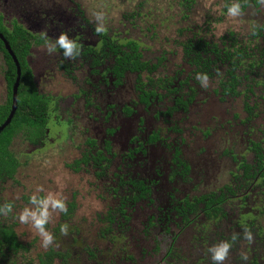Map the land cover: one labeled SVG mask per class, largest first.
Returning <instances> with one entry per match:
<instances>
[{
	"label": "flooded vegetation",
	"instance_id": "1",
	"mask_svg": "<svg viewBox=\"0 0 264 264\" xmlns=\"http://www.w3.org/2000/svg\"><path fill=\"white\" fill-rule=\"evenodd\" d=\"M126 2L0 0V109L10 105L3 123L17 104L8 150L20 167L19 144L32 156L68 150L66 167L78 178L62 199L67 211L46 225L53 243L44 247L31 228L14 248L22 209L13 198L25 207L31 197L15 196L13 177H0V206H12L0 213V264H213L207 250L234 235L223 264H264V64L197 65L186 46L194 25L210 27L206 39L223 55L229 30L239 34L221 28L227 13L198 24L171 10L177 19L162 41L161 13L150 12L148 23L136 6L145 1ZM263 4L245 12L253 35L264 27ZM62 33L79 55L49 51ZM198 74L208 75L206 85ZM20 111L30 126L17 127ZM84 189L95 201L89 215L79 203Z\"/></svg>",
	"mask_w": 264,
	"mask_h": 264
},
{
	"label": "trees",
	"instance_id": "2",
	"mask_svg": "<svg viewBox=\"0 0 264 264\" xmlns=\"http://www.w3.org/2000/svg\"><path fill=\"white\" fill-rule=\"evenodd\" d=\"M130 3L132 0H128ZM139 1V0H136ZM143 1V0H142ZM197 1L198 0H145L147 5H145V2L141 3H136V6L139 8L145 7L148 8L149 12L152 13V16L154 12H152L154 9L159 10L160 13H162L163 21H161V26L165 25L164 27L168 29L170 26V19H174L175 15H170L171 10H183L184 12H189L190 16L193 14L194 16V21L196 22V18L199 19L197 13ZM225 2L221 3L222 8H220V14L221 13H227V6H229L231 3L239 2L241 4V16L245 15V12L247 8L250 5H253L254 7H259L261 4V0H224ZM232 1V2H230ZM183 7V8H181ZM225 8V9H224ZM198 16V17H197ZM205 18L209 21H216L218 18L213 17L210 18V14L207 13L205 15ZM198 24H201L200 22ZM155 25V24H154ZM153 25V26H154ZM195 28H199L198 33H196ZM194 37L189 39V42L187 43V48L190 50H194L195 55L194 58L197 62V65H201L202 61H204V65L207 66V68H217L220 65H226L230 67V70L234 71L235 69L239 68L242 66L243 68H254L255 66H258V68L262 67L264 64V27H260L256 29V33L251 32L250 37H252L250 40L246 39L245 37H240V35L237 34L235 36V31L229 30L228 35L226 38L230 36L232 41H223L224 44V54L222 55L220 53V48L217 49L218 45L216 43H211L209 40L210 38H207V35L212 32L210 30V27H208V33L206 30L202 29L201 27H196L194 25ZM197 35L198 38L196 37ZM253 35V36H252ZM248 38V37H247ZM240 39V40H239ZM208 50L209 52L215 54V58H212V55L208 57H203L201 52ZM264 83V82H262ZM256 86V85H255ZM264 87V86H263ZM255 94V92H254ZM34 109L32 110V113L37 112V106L33 107ZM10 112V105H6L1 107L0 109V124L3 123V121L6 119L7 115ZM16 124L17 127L19 128L23 126L24 124L31 125L34 121L30 120L29 117L25 114H23L21 111L17 113L16 115ZM13 129V121L10 126H8L2 134H0V177L5 178L6 176L13 177V188L19 187V183L16 178V174L19 170V167L21 165L19 159L16 157V155L13 153L11 154L8 150V142L9 140L7 137L10 134V131ZM6 156L8 158H6ZM25 198V197H24ZM27 202H29L28 199H26ZM18 198H13V208L15 210H20V208H24L22 205L18 208ZM25 203V202H24ZM32 205L30 204L29 207ZM74 205H72L73 209ZM72 213V212H71ZM73 217L72 215L70 216L69 219ZM14 225V224H13ZM15 226V225H14ZM13 226V247L18 248L20 247L21 240H24L21 238L20 233H18L20 230ZM64 224L61 223L60 227H63ZM65 226H68V224H65ZM64 226V227H65ZM11 232H8V235H11ZM25 233H22L24 235ZM20 235V236H19Z\"/></svg>",
	"mask_w": 264,
	"mask_h": 264
},
{
	"label": "rangeland",
	"instance_id": "3",
	"mask_svg": "<svg viewBox=\"0 0 264 264\" xmlns=\"http://www.w3.org/2000/svg\"><path fill=\"white\" fill-rule=\"evenodd\" d=\"M118 2H126L127 0H116ZM145 1V0H143ZM148 3V2H147ZM224 0H198L197 1V11L199 10L198 18L196 19V23H201V20L205 18L207 13L210 14V18L213 17H220V8ZM125 5H130L128 2ZM131 6V5H130ZM148 9V8H147ZM147 9H144V20L148 23L152 22L153 20H149L148 18L151 17L150 12H147ZM157 15L160 14L159 10L155 11ZM251 16L254 14L250 13ZM162 17V13L160 14ZM245 17V18H244ZM248 14L246 13L245 16H226L225 20L223 21L221 28L224 30H228V28H234L240 34V37H245L250 35L251 26L250 22L247 21ZM257 18L260 21L264 22V4L263 8L259 9L257 12ZM177 19V16L174 20ZM163 21V17L161 18ZM214 22V21H213ZM175 23V22H174ZM147 25V23H145ZM171 24V22H170ZM162 25L160 27V31L162 33V41L165 38L171 36V32L174 26H170L168 29ZM227 27V28H226ZM218 25L216 26V29ZM222 32V31H221ZM259 92V91H258ZM5 99V98H2ZM18 155L23 162V165L20 167L18 171V183L19 187L16 188L15 196L19 195H36L38 198L43 195L47 196L49 193L56 196L58 199H65L71 196V192L75 191L77 188L78 178L77 176L73 175L72 171L66 167L68 161L72 158V153L68 150H56L50 149L47 154L32 156L28 155L27 150L24 149L21 144L16 147ZM71 153V154H69ZM69 154V156H68ZM23 193V194H22ZM84 193L81 196V200L79 203L82 204L81 210L84 211V214H90L91 211L94 209L95 201L91 197V192L84 189ZM29 197V198H30ZM25 204L22 198L19 196L18 198V208ZM23 208H20V210ZM54 214V212L52 213ZM32 227L28 224L21 223V233H35L34 231H30ZM28 231V232H27ZM23 239L28 240V237H23Z\"/></svg>",
	"mask_w": 264,
	"mask_h": 264
},
{
	"label": "clouds",
	"instance_id": "4",
	"mask_svg": "<svg viewBox=\"0 0 264 264\" xmlns=\"http://www.w3.org/2000/svg\"><path fill=\"white\" fill-rule=\"evenodd\" d=\"M264 3V0H261ZM227 14L231 17H236L241 14V4L239 2H233L227 6ZM97 21H101L103 17L100 14L96 15ZM103 30V24L97 27V31ZM58 46L63 50L65 58H73L79 55V49L76 42L69 38L67 33H62L55 41V44L49 47V51H54L55 47ZM197 80L201 81L202 85H206L208 80L207 74H198ZM31 207L25 206L22 211L18 214L19 221L22 224H28L34 228L40 237L42 238V243L44 247H48L54 241L53 234L47 230L46 225L49 224L51 215L55 211L66 212V206L62 199L56 198L55 195L49 193L47 196L38 198L36 195H32L30 198ZM33 205L35 207H33ZM12 212L11 204H6L0 206V213L6 214ZM62 232H65L64 227L61 228ZM234 235L231 241L225 240L212 247L207 251L211 255V260L213 264H223L229 255V251L232 248V242L236 240ZM247 238H251V234H247ZM246 260L247 257L245 256Z\"/></svg>",
	"mask_w": 264,
	"mask_h": 264
},
{
	"label": "water",
	"instance_id": "5",
	"mask_svg": "<svg viewBox=\"0 0 264 264\" xmlns=\"http://www.w3.org/2000/svg\"><path fill=\"white\" fill-rule=\"evenodd\" d=\"M16 109H17V104H16V100H15L14 106L12 107V111H11L8 119L3 123V125L0 126V133L11 123Z\"/></svg>",
	"mask_w": 264,
	"mask_h": 264
}]
</instances>
